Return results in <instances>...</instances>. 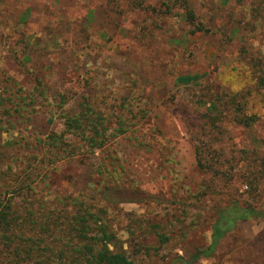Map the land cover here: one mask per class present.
<instances>
[{"label": "rangeland", "instance_id": "374dc122", "mask_svg": "<svg viewBox=\"0 0 264 264\" xmlns=\"http://www.w3.org/2000/svg\"><path fill=\"white\" fill-rule=\"evenodd\" d=\"M80 111L101 121L105 147L64 134L70 156L49 150ZM4 181H30L37 210L64 196L68 214L75 200L104 208L110 249L134 264H264L252 219L205 256L213 209L264 211V0H0ZM107 187L152 199L107 205ZM10 257L0 247V264Z\"/></svg>", "mask_w": 264, "mask_h": 264}, {"label": "trees", "instance_id": "16d2710c", "mask_svg": "<svg viewBox=\"0 0 264 264\" xmlns=\"http://www.w3.org/2000/svg\"><path fill=\"white\" fill-rule=\"evenodd\" d=\"M187 14L188 20L192 22L193 15ZM196 30H200V27L195 26L193 31ZM193 79V76L184 75L177 77V82L190 83ZM68 118L63 134L52 132L47 136L45 145L49 150L66 152L72 148L66 155L70 156L75 146L65 140L64 134L81 142V148L87 151L95 152L105 147L108 137L98 118H89L84 111ZM250 120V117H245L240 122L247 126ZM197 165L203 167L200 159ZM11 181H4L0 189V247L5 248L11 256L8 264H134L124 253L110 249L112 234L107 223L98 220L106 214L104 208L94 211L92 207L75 200L73 205L81 210L68 214L66 212L72 203L69 197L64 196L55 199L60 205L59 209L49 208L48 204L41 201L44 210H37L34 208L36 201L30 181L24 188ZM100 194L105 204L113 206L152 199L151 195L139 190L110 187L104 188ZM213 214L211 242L205 256L214 253L219 242L239 221L252 219L264 223V211L237 202L213 209ZM89 220H92L94 227H90ZM91 231L97 236H91ZM199 258V255H194L184 262L191 264Z\"/></svg>", "mask_w": 264, "mask_h": 264}]
</instances>
